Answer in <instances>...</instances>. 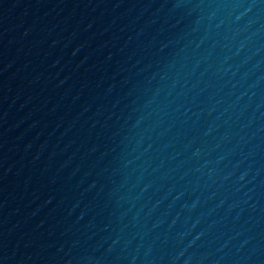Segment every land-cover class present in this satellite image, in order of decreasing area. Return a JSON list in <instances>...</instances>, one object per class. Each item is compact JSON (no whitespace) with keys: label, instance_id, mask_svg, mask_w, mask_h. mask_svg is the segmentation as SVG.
<instances>
[{"label":"water","instance_id":"water-1","mask_svg":"<svg viewBox=\"0 0 264 264\" xmlns=\"http://www.w3.org/2000/svg\"><path fill=\"white\" fill-rule=\"evenodd\" d=\"M0 264H264V0H0Z\"/></svg>","mask_w":264,"mask_h":264}]
</instances>
